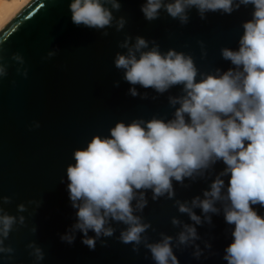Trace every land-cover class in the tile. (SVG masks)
I'll return each mask as SVG.
<instances>
[{"label":"clouds","instance_id":"9594fccd","mask_svg":"<svg viewBox=\"0 0 264 264\" xmlns=\"http://www.w3.org/2000/svg\"><path fill=\"white\" fill-rule=\"evenodd\" d=\"M248 5L254 10L252 18L242 24L238 49L220 50L221 57L232 65L226 71L216 68L213 73H201L191 55L175 49L161 52L155 40L142 36H135L132 42L133 37L126 35L119 43L118 47L126 52L116 53L114 66L133 86L129 89L131 96L141 95L136 85L158 94L176 86H181L182 91L168 97L174 108L171 119L153 116L127 124L117 122L109 129V136L94 135L86 147L73 151L75 163L67 166L66 175L77 221L61 235L62 241L72 244L79 231L82 243L95 250L101 237L114 235L112 222L122 223L126 227L118 240L132 244L133 252L139 253L143 244L155 264H180L173 242L177 248L192 246L193 256L199 259L203 252L196 243L201 239L196 225H211L210 214L222 212L226 224L234 226L232 242L224 250L227 264H264V215L253 207H264V0H144L141 12L151 22L159 19L163 10L184 26L189 23L192 8L204 20L209 12L230 15ZM121 7L120 0H71L69 4L74 25L97 31L111 27L122 31L127 23L125 17L113 14ZM102 35L107 37L109 33L102 31ZM5 42L0 40V80L8 75ZM199 43L202 55H206L203 41ZM56 54V50L49 51L46 58ZM10 59L17 65V74L27 78L24 57L17 52ZM141 98L147 99V93ZM33 127L39 128V122ZM220 161L225 167L203 191V198L198 195L191 201L175 199L173 181L188 187L185 179L204 178ZM223 177L229 178L227 186ZM149 190L152 201L162 197L174 200L178 212L193 223L172 217L171 224L181 229L176 236L161 232L159 241L149 242L144 234L152 225L142 216L148 206ZM11 202V197L0 196V254H8L9 258L15 250L4 242L14 225H25V216L16 217L4 210L2 205ZM28 203L38 208L42 201ZM197 208L203 216L196 214ZM17 211L24 213L28 208L21 203ZM90 230L94 236L88 235ZM36 231L33 226L31 232ZM101 243L106 246L105 241ZM27 248L36 261L44 260L45 253L35 241ZM205 248L210 249L211 244L205 241Z\"/></svg>","mask_w":264,"mask_h":264},{"label":"water","instance_id":"95a60500","mask_svg":"<svg viewBox=\"0 0 264 264\" xmlns=\"http://www.w3.org/2000/svg\"><path fill=\"white\" fill-rule=\"evenodd\" d=\"M120 2L121 10L113 13L127 21L120 32L115 27L97 31L74 25L69 9L71 0H30L0 29V40L6 41L5 62L9 65L8 75L0 80V196L12 198L10 204L2 205L8 214L25 216V225H14L4 242L14 248V254L11 258L0 254V264H155L143 244L135 253L132 244L118 240L126 227L122 223L112 222L114 235L101 237L95 250L82 243L83 234L79 231L72 244L61 240V235L77 221V210L69 199L66 168L75 163V149L86 147L94 135L109 136V129L117 122L127 124L153 116L167 120L173 116L168 97L180 95L181 86L158 94L136 85L141 95L129 94L133 86L123 79V71L114 66L116 53L126 52L118 47L126 35L133 37L132 42L135 36L155 40L161 52L175 49L191 55L201 73H213L216 68L226 71L232 65L221 57L220 50L238 49L242 24L252 18L254 8L241 6L230 15L209 12L204 20L192 8L189 23L181 26L163 10L159 19L147 21L141 12L144 0ZM102 31L109 35L103 36ZM199 41H203L206 55H202ZM54 50L57 54L46 58ZM17 52L25 59L27 78L17 74V65L10 59ZM144 93L147 99L141 98ZM35 122H39V128L33 127ZM224 167L220 161L204 178L185 179L188 187L173 181L175 199L191 201L195 196L202 197ZM223 179L227 186L229 178ZM146 196L148 206L142 216L144 222L152 225L144 234L149 242L159 241L161 232L176 236L181 229L171 224L172 217L193 223L186 214L178 212L174 200L162 197L152 201L150 190ZM30 200L42 203L37 208L28 203ZM21 203L28 211H17ZM253 207L264 215V207ZM194 211L203 216L201 209ZM210 215L211 225H196L201 237L196 243L203 252L199 259L193 256L192 246L177 248L173 242L180 264H227L224 250L232 242L234 226L226 224L222 212ZM33 226L37 228L35 234L31 232ZM88 235L95 233L90 230ZM32 241L43 249L44 260L36 261L29 254L31 249L27 245ZM205 241L211 244L210 249L205 248Z\"/></svg>","mask_w":264,"mask_h":264},{"label":"bare ground","instance_id":"6f19581e","mask_svg":"<svg viewBox=\"0 0 264 264\" xmlns=\"http://www.w3.org/2000/svg\"><path fill=\"white\" fill-rule=\"evenodd\" d=\"M30 0H0V29Z\"/></svg>","mask_w":264,"mask_h":264}]
</instances>
